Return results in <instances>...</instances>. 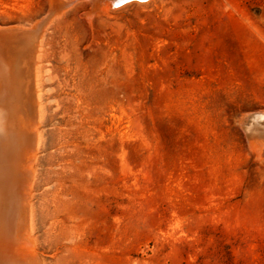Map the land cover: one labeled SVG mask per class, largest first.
I'll use <instances>...</instances> for the list:
<instances>
[{
	"label": "rangeland",
	"instance_id": "1",
	"mask_svg": "<svg viewBox=\"0 0 264 264\" xmlns=\"http://www.w3.org/2000/svg\"><path fill=\"white\" fill-rule=\"evenodd\" d=\"M57 1L0 0V27L45 20L42 263L264 264V141L246 130L264 116V0Z\"/></svg>",
	"mask_w": 264,
	"mask_h": 264
},
{
	"label": "bare ground",
	"instance_id": "2",
	"mask_svg": "<svg viewBox=\"0 0 264 264\" xmlns=\"http://www.w3.org/2000/svg\"><path fill=\"white\" fill-rule=\"evenodd\" d=\"M50 1L55 13L63 8L59 1ZM122 2L111 0L113 6ZM95 3L110 6L108 0H95ZM44 22H38L31 29L0 27V230L7 214H17L18 234L9 257L1 252L3 241H0V264H10L11 256L20 258L25 264H44L31 239L33 218L29 214L33 162L40 146V139L36 140V126L41 120V107H37L35 98L34 65L41 59L42 41L38 42V36ZM16 29L20 32H15ZM246 130L264 141V116H252ZM13 172L18 177L20 174L26 176V182L13 181L10 178Z\"/></svg>",
	"mask_w": 264,
	"mask_h": 264
},
{
	"label": "water",
	"instance_id": "3",
	"mask_svg": "<svg viewBox=\"0 0 264 264\" xmlns=\"http://www.w3.org/2000/svg\"><path fill=\"white\" fill-rule=\"evenodd\" d=\"M128 1H131V0H123V2L118 4L117 6L122 5L123 3H126ZM42 24H43V22H42ZM15 32H20V29H16ZM28 149H30V147ZM10 178L14 179L13 181H15V179H16V181H18V183H19L20 179H21L23 184L26 182L24 179V178H26V176L24 177L22 175V177H21V174H20V176L18 177V175H16L14 172H13V174L10 175ZM16 219H17V214L9 213V214H7L6 218H4V221L2 222L3 224L1 225L2 228L0 230V241H3V243H2L3 248L1 250V252L3 253V255L5 254V256H8V257H9V251L11 250L13 245L16 243V237L18 235L17 234V228L15 226L16 225L15 224ZM11 258H12V260H10L11 261L10 264H25L23 262V260H20V258H18V257L11 256Z\"/></svg>",
	"mask_w": 264,
	"mask_h": 264
}]
</instances>
